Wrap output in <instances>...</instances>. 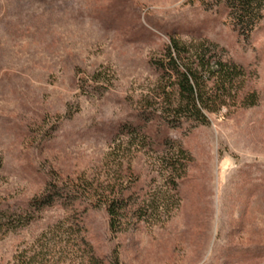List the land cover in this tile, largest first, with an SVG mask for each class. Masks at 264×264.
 <instances>
[{"label":"rangeland","instance_id":"374dc122","mask_svg":"<svg viewBox=\"0 0 264 264\" xmlns=\"http://www.w3.org/2000/svg\"><path fill=\"white\" fill-rule=\"evenodd\" d=\"M205 1L0 0V264H264V11L244 39ZM169 37L244 69L207 126L148 117ZM84 181L133 194L122 230L87 200L25 220Z\"/></svg>","mask_w":264,"mask_h":264},{"label":"trees","instance_id":"16d2710c","mask_svg":"<svg viewBox=\"0 0 264 264\" xmlns=\"http://www.w3.org/2000/svg\"><path fill=\"white\" fill-rule=\"evenodd\" d=\"M203 6L207 10L215 7L225 11L232 29L245 39L262 17L264 0H208ZM153 67L158 77L148 117H158L167 129H179L186 124L207 126L209 114L217 113L227 101L236 99L244 73L241 65L225 58L222 49L207 40L186 47L174 37H169L168 45L161 57L153 61ZM124 130L133 135V129ZM177 148L174 152L176 148L171 146L166 155V169L174 187L183 172L181 160H185L183 151ZM115 188L111 183L96 186L84 181L70 187L50 183L42 195L29 204L32 213L25 209V220L33 219L36 211L58 203L72 208L75 202L87 200L91 207L104 208L109 230L116 233L125 226L133 194Z\"/></svg>","mask_w":264,"mask_h":264}]
</instances>
